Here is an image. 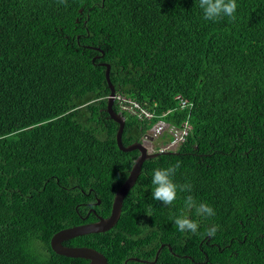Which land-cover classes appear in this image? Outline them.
<instances>
[{"label":"trees","instance_id":"16d2710c","mask_svg":"<svg viewBox=\"0 0 264 264\" xmlns=\"http://www.w3.org/2000/svg\"><path fill=\"white\" fill-rule=\"evenodd\" d=\"M101 64L115 95L155 115L139 121L113 102L125 147L159 119L191 131L144 161L113 228L63 245L108 264H151L161 246L154 264H264V0H237L217 21L196 0H0V264H88L50 239L107 218L139 155L116 145ZM177 162L191 191L161 205L152 170ZM188 195L215 215L186 209ZM181 214L197 233L177 230Z\"/></svg>","mask_w":264,"mask_h":264},{"label":"water","instance_id":"95a60500","mask_svg":"<svg viewBox=\"0 0 264 264\" xmlns=\"http://www.w3.org/2000/svg\"><path fill=\"white\" fill-rule=\"evenodd\" d=\"M101 66L105 67V79L110 90V94L107 99V113L110 119L118 125V130L116 133V145L121 152L137 151L139 155L136 158L128 174L127 179L116 190L112 201L110 214L107 218L97 217V221L95 222L63 229L54 234L50 239L49 245L51 250L55 254L66 258L83 259L88 261V264H108V262L107 259L101 253L95 251L94 249L87 247H65L63 243L85 235L104 233L113 228L120 217L123 200L135 184L141 172L142 164L144 163V161L155 158L157 156V154H147L145 147L139 142H135L126 147L122 144L121 139L124 130V119L120 114L113 112L112 109L115 89L111 85L109 80L110 66L108 64H101ZM96 204L99 205V201H97ZM161 248L162 246L157 250L154 261L148 263H155ZM133 260L145 263V261H139L136 259Z\"/></svg>","mask_w":264,"mask_h":264},{"label":"clouds","instance_id":"9594fccd","mask_svg":"<svg viewBox=\"0 0 264 264\" xmlns=\"http://www.w3.org/2000/svg\"><path fill=\"white\" fill-rule=\"evenodd\" d=\"M196 3L203 19L206 21H217L224 17L234 18L237 11V0H196ZM178 167L179 162L175 166L157 167L152 170V199L159 201L161 205H171L177 199L178 191H191V184L178 185L176 183L174 177ZM184 206L188 210L194 209L196 216L199 217H211L215 215V211L211 205L197 202L192 195L186 197ZM174 224L178 231L191 232L193 234L197 233L200 227L195 219L183 214L177 215L174 218ZM207 232L210 236L214 235L216 227H209Z\"/></svg>","mask_w":264,"mask_h":264},{"label":"built area","instance_id":"2783aa9c","mask_svg":"<svg viewBox=\"0 0 264 264\" xmlns=\"http://www.w3.org/2000/svg\"><path fill=\"white\" fill-rule=\"evenodd\" d=\"M174 99L178 102L180 110H190L192 108V104L181 95L175 96ZM113 102L116 103L120 112L129 113L139 121L148 122L155 117L152 111H149L147 108L130 98L114 94ZM190 131L191 125L188 120L182 122L179 128H174L169 127L165 122L159 119L153 124L147 134L142 136L140 143L142 145L144 144L143 146L148 153L172 152L175 151L180 144L186 141ZM165 133H168L169 136L166 137ZM159 137H165L167 141L163 146H156V149H153L151 146H155L154 141Z\"/></svg>","mask_w":264,"mask_h":264},{"label":"rangeland","instance_id":"374dc122","mask_svg":"<svg viewBox=\"0 0 264 264\" xmlns=\"http://www.w3.org/2000/svg\"><path fill=\"white\" fill-rule=\"evenodd\" d=\"M165 136L167 137V136H169V134H168V133H165ZM166 141H167V140H166L165 137H159V138H157V139L154 141V145H155V146H163L164 143H165ZM143 145H144V144H143Z\"/></svg>","mask_w":264,"mask_h":264},{"label":"crops","instance_id":"0c3cea01","mask_svg":"<svg viewBox=\"0 0 264 264\" xmlns=\"http://www.w3.org/2000/svg\"><path fill=\"white\" fill-rule=\"evenodd\" d=\"M149 130H150V129H149ZM149 130H148V131H149ZM151 147H152L153 149H156V146H151ZM147 153H148V152H147ZM148 154H152V153H148Z\"/></svg>","mask_w":264,"mask_h":264},{"label":"flooded vegetation","instance_id":"af4514ba","mask_svg":"<svg viewBox=\"0 0 264 264\" xmlns=\"http://www.w3.org/2000/svg\"><path fill=\"white\" fill-rule=\"evenodd\" d=\"M95 205H97V204H95Z\"/></svg>","mask_w":264,"mask_h":264}]
</instances>
